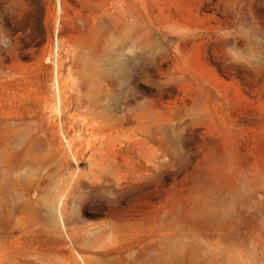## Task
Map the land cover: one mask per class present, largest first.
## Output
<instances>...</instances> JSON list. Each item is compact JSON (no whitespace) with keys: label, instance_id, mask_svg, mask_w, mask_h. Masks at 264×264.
I'll list each match as a JSON object with an SVG mask.
<instances>
[{"label":"rangeland","instance_id":"rangeland-1","mask_svg":"<svg viewBox=\"0 0 264 264\" xmlns=\"http://www.w3.org/2000/svg\"><path fill=\"white\" fill-rule=\"evenodd\" d=\"M22 146L0 264H264V0H0Z\"/></svg>","mask_w":264,"mask_h":264},{"label":"bare ground","instance_id":"bare-ground-1","mask_svg":"<svg viewBox=\"0 0 264 264\" xmlns=\"http://www.w3.org/2000/svg\"><path fill=\"white\" fill-rule=\"evenodd\" d=\"M24 153H25V147L24 146H22L18 150L13 149V148L7 149L6 150V156H4L2 158L3 160L1 159L2 161L0 162V175L3 176L4 172L5 171L7 172V170H9L10 167H14L16 170L24 169L25 166L27 165V160L25 158ZM4 176H6V175H4ZM25 177H28V176H25ZM3 180H5V178ZM2 189H5V185L2 183V180H0V190H2ZM3 191H5V190H3Z\"/></svg>","mask_w":264,"mask_h":264}]
</instances>
